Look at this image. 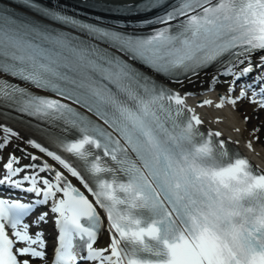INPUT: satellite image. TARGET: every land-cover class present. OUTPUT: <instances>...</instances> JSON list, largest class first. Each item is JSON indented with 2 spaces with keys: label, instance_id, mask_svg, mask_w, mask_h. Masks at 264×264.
Masks as SVG:
<instances>
[{
  "label": "snow or ice",
  "instance_id": "snow-or-ice-1",
  "mask_svg": "<svg viewBox=\"0 0 264 264\" xmlns=\"http://www.w3.org/2000/svg\"><path fill=\"white\" fill-rule=\"evenodd\" d=\"M12 2L9 0V4ZM15 2L52 23L18 16L8 6L0 5V109L10 108L49 125L33 127L53 148L81 162L90 176L82 175L58 151L34 138L25 140L11 127L0 124V161L3 150L14 138L43 154L39 156L17 145L21 156L9 153L2 163L0 191L6 187L24 196H0V264H32L35 258L44 264H125L126 260L127 264H140L122 254L121 240L143 243L144 237L159 232L160 222L183 226L191 235L182 198L171 192L173 181L189 163L195 145L203 144L207 150V145L215 143L226 155L228 142L219 131L209 130L205 136L202 120L186 107L184 97L154 77L162 75L182 86L184 80L192 82L193 77L215 64L213 84L220 82V76L232 77L224 81L228 84L227 96H221L216 108L225 103L236 108L247 100L254 111H264V55L257 57L255 63L252 59L258 50H264V0H141L135 5L104 9L121 15L163 9L152 18L135 22L108 21L99 15L84 20L79 16L86 14L68 15L67 10L36 0ZM150 25L163 27L148 33L135 31ZM126 27L133 31L121 30ZM131 62L148 67L154 76L146 75ZM254 71L257 74L253 81L241 84L239 94L233 96L236 81ZM4 75L61 99L36 94L9 82ZM63 100L85 109L103 125ZM212 103L204 100L198 106ZM244 120L247 123L250 117L245 115ZM258 133V127L250 130L247 147H253V140L259 142ZM45 156L76 178L95 198V205L104 210L111 232L107 246L94 247L101 227L97 207ZM104 157L110 158L111 166ZM24 159L29 163L21 164ZM236 163L245 167L250 164L240 157ZM118 173L127 175L129 181L116 184ZM104 174L113 179L100 178ZM89 178L95 187L90 186ZM253 179L264 184V175ZM114 187L125 192L135 189L142 198L134 203V198L116 199L111 195ZM30 194L33 198L25 202ZM130 203L162 215L148 228L133 230L125 223L128 209L122 212L117 207ZM34 212L31 222H25ZM50 213L55 214L59 236L54 259L49 262L39 229L47 223ZM30 224L38 229L34 234H30ZM7 229H11V236ZM180 239L183 241V236ZM249 243L264 247V234ZM165 244L167 264H198L187 242ZM81 249L86 254H81Z\"/></svg>",
  "mask_w": 264,
  "mask_h": 264
},
{
  "label": "clouds",
  "instance_id": "clouds-1",
  "mask_svg": "<svg viewBox=\"0 0 264 264\" xmlns=\"http://www.w3.org/2000/svg\"><path fill=\"white\" fill-rule=\"evenodd\" d=\"M204 148L203 144L194 146L189 163L173 181L171 192L182 198L185 220L191 228L189 235L178 226L173 242H187L198 264H264V247L249 243L264 234V200L257 199L264 197V184L253 179L256 175L248 171L250 164L237 165L236 159L222 166L203 163L214 151L212 145ZM117 193L134 198L133 203L142 198L135 189L125 192L114 187L111 195L122 199ZM128 209L137 208L130 203ZM125 223L133 230L153 224L142 227L141 219L130 211ZM158 234L148 238L156 239Z\"/></svg>",
  "mask_w": 264,
  "mask_h": 264
},
{
  "label": "bare ground",
  "instance_id": "bare-ground-1",
  "mask_svg": "<svg viewBox=\"0 0 264 264\" xmlns=\"http://www.w3.org/2000/svg\"><path fill=\"white\" fill-rule=\"evenodd\" d=\"M106 2H115L122 0H103ZM129 1V0H124ZM260 55L253 56V62L255 63L257 57ZM245 65H241L240 67H244ZM215 74V71H205L201 72L198 77H193L192 82L188 80H184L183 85L170 83L171 87L182 93L181 96L185 98L190 107L194 110L196 115L200 117L202 120V125L210 131H219L222 134L223 138L228 139L236 149L250 162H252L256 167L260 170H264V139H261L258 133L259 142L253 140V147H247L248 139L250 138V130L254 127L262 126L264 127V111H254V106L250 104L247 100L242 103H238L236 108H233L231 105H224L221 108H216L215 105L220 101V98L216 96V90L219 88L227 91L228 84L224 81L231 80L232 77H224L220 76L218 83H212V77ZM210 87H213L210 89ZM186 93H192V95L185 96ZM204 100H211L213 103L211 105H206L199 107L198 103H201ZM202 109H206L207 113L204 114ZM0 124L11 127L13 130L17 131L21 137L25 140L30 138V136L43 140L38 135L34 134V131H37L33 126L37 125L32 118H27L21 113L16 111H12L10 109L4 108L0 109ZM8 113L13 114L9 115ZM247 115L250 117V120L246 123L244 120V116ZM6 118L8 124L2 123V119ZM22 118L30 121V124H27ZM219 121V122H217ZM259 128V127H258ZM236 129H240L241 131H236ZM19 145L20 148H27L29 152H33L39 156H43V154L39 153L38 150L33 149L26 145L23 141L13 139L12 143L8 145L6 149L3 150L2 156L3 161H0V166L3 162L7 161L9 153H15L16 156H21V152L19 148L16 146ZM54 149L53 147H51ZM50 164H53L58 170L64 172V174L68 177L70 181L75 183L76 185L83 188V186L79 183L76 178L71 177L69 173L66 172L63 168H61L58 164L52 161L48 157H43ZM29 161L27 159L21 160V164H27ZM0 171L2 168L0 167ZM42 176L46 175L41 173ZM52 218L55 217V214H49ZM109 241V233L108 230L105 229L101 234L98 241V245L102 243L105 245Z\"/></svg>",
  "mask_w": 264,
  "mask_h": 264
},
{
  "label": "rangeland",
  "instance_id": "rangeland-1",
  "mask_svg": "<svg viewBox=\"0 0 264 264\" xmlns=\"http://www.w3.org/2000/svg\"><path fill=\"white\" fill-rule=\"evenodd\" d=\"M258 127H259V136L261 139H264V127H261V126H258Z\"/></svg>",
  "mask_w": 264,
  "mask_h": 264
}]
</instances>
